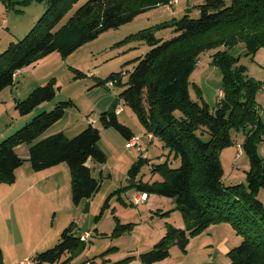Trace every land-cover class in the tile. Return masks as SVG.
Returning a JSON list of instances; mask_svg holds the SVG:
<instances>
[{
  "label": "trees",
  "instance_id": "obj_1",
  "mask_svg": "<svg viewBox=\"0 0 264 264\" xmlns=\"http://www.w3.org/2000/svg\"><path fill=\"white\" fill-rule=\"evenodd\" d=\"M12 1V0H11ZM46 3L47 7L30 31L12 41L0 53V91L13 85L16 74L43 57L59 52L67 57L102 32L117 28L149 9L171 4L174 0H87L58 26L77 0H23ZM200 17L185 14L156 27L145 28L127 36L124 42L143 40L150 50L137 58L126 87L120 97L135 111L148 132L159 137L180 164H155L163 180L156 182L138 179L147 157H139L129 170L128 186L140 193H159L175 198L186 221L185 229L172 233L185 250L191 235L208 228L212 223L230 222L243 235L241 243L228 252V264H264V203L257 197L264 188V157L258 143L264 138V122L259 114L256 94L262 83L247 74V67L230 48L244 43L247 54L264 47V0H207L200 4ZM173 28L175 35L164 40L155 29ZM214 50L212 63L223 75L224 95L212 108L197 87L199 100L190 94V76L199 58ZM77 71V77L83 74ZM122 72L106 80L121 82ZM57 81L51 78L45 85L33 89L17 101L22 114L30 113L43 102L56 97ZM72 101L59 102L52 110L44 111L32 121L0 142V184H13L16 172L29 161L35 171L67 163L71 173L72 197L76 204L92 198L101 181L92 175L90 161L104 162L106 155L99 147L101 133L95 123L74 137L63 131L34 142L46 129L60 120ZM117 107L101 113L104 127H113L126 139L133 131L118 119ZM245 131L244 152L250 159L247 186L223 183L224 168L220 151L233 144L231 129ZM28 145L27 157L18 149ZM128 225L118 224L116 232ZM168 232L154 247L140 254L143 264H154L170 255L173 240ZM173 237V238H172ZM85 241L66 227L59 242L45 251L37 252L33 264H63L73 259ZM71 254L61 261L66 254ZM0 264L4 251L0 243Z\"/></svg>",
  "mask_w": 264,
  "mask_h": 264
},
{
  "label": "rangeland",
  "instance_id": "obj_2",
  "mask_svg": "<svg viewBox=\"0 0 264 264\" xmlns=\"http://www.w3.org/2000/svg\"><path fill=\"white\" fill-rule=\"evenodd\" d=\"M22 1L0 0V53L5 51L12 41L23 38L47 7L44 2L31 1L21 4ZM86 1L74 2L58 26L65 23ZM206 1L176 0L171 4L142 12L131 21L102 32L67 57L57 51L43 57L18 72L15 83L0 91V142L37 115L52 110L59 102L72 101V105L66 107L64 116L34 142L60 131L74 137L87 128L90 122L95 121L94 125L101 133L99 147L106 155L104 162H89L92 175L101 181L100 189L92 198L76 204L72 197L69 177L63 189L40 205L41 220L33 224H21L20 227L5 228V234L2 230V241L5 242L2 248L7 264L32 260L37 252L54 247L59 242L63 230L70 225L75 235L90 233V237L79 250L73 252V259L63 264H143L141 253L151 250L175 228H186L184 215L177 208L175 198L151 192L148 194L149 198L135 203V196L141 193L128 186L129 170L139 157L147 156V159L141 166L138 179L152 183L163 180L159 172L153 171L155 164L168 161L171 166L176 167L180 164V159L171 154L170 149L159 137L154 136L153 140L149 138L145 125L132 107L126 105L120 97L126 87L129 73L137 64V58L150 50V46L143 40H124L140 30L180 19L185 14L198 18L201 15L198 6ZM225 1L229 5L231 0ZM155 30L156 36L164 40L175 35L173 28ZM229 51L233 56L240 58L239 64L247 67V74L251 78L264 83V47L255 53L247 54L245 44L239 43ZM213 53L214 50L202 53L190 76L192 99L199 100V87L203 98L212 108L221 98L220 90L223 88L222 71L212 63ZM76 70L83 75L77 77ZM120 72L121 82L99 83L111 74ZM51 78L57 81L56 97L41 103L30 113L22 114L17 108V101L25 99L33 89L45 85ZM256 100L264 122L262 88L258 90ZM115 106L122 107L118 115L122 124L129 127L135 136L145 134L139 145L128 146L118 130L102 125L101 113L112 111ZM231 136L233 144L220 151L224 168L223 183L226 186L239 183L247 186L250 159L243 148L239 149V144L243 145L246 134L243 129L233 128ZM258 151L264 157V138L258 143ZM18 152L27 155L28 145H22ZM9 197L11 194L7 192L4 196L0 194V199ZM257 197L264 203V188ZM5 223L6 221L3 222ZM3 224L1 222V225ZM118 224L130 226L118 233ZM172 236L174 238L172 237L170 245V255L154 264H228V252L243 240V235L230 222L212 223L194 235L188 232L190 240L185 250L173 233ZM70 255H64L61 261H65Z\"/></svg>",
  "mask_w": 264,
  "mask_h": 264
},
{
  "label": "crops",
  "instance_id": "obj_3",
  "mask_svg": "<svg viewBox=\"0 0 264 264\" xmlns=\"http://www.w3.org/2000/svg\"><path fill=\"white\" fill-rule=\"evenodd\" d=\"M24 156L27 157L26 154ZM16 175V181L13 184L2 183L11 187L0 184V194L3 196L6 192L11 194V197L7 199H0L1 246L5 243L2 241V230L5 234V228L20 227L21 224H33L41 220L40 205L42 202L63 189L71 177L69 166L65 163L35 171L29 162H25L17 169ZM4 221H6L5 224H3ZM15 263L17 262H12V264Z\"/></svg>",
  "mask_w": 264,
  "mask_h": 264
},
{
  "label": "built area",
  "instance_id": "obj_4",
  "mask_svg": "<svg viewBox=\"0 0 264 264\" xmlns=\"http://www.w3.org/2000/svg\"><path fill=\"white\" fill-rule=\"evenodd\" d=\"M175 1H176V0H174L173 2H175ZM173 2H172V3H173ZM4 22H6V19H4ZM20 71H21V70H20ZM20 71H19V72H20ZM17 74H18V73H17ZM17 74H16V75H17ZM261 88H262V90L264 91V83L261 85ZM220 95H221V96L224 95L223 90H220ZM121 109H122L121 106L118 107V109H117V113H119V112L121 111ZM92 123H95V121H94V122L92 121ZM144 136H145V134H142V135H140V136H133V137L130 139V141L127 142V145H128V146L139 145V144H140V141L142 140V138H143ZM148 136H149V138H150L151 140H153V138H154V134H153L152 132H148ZM242 148H243L242 144H241V145L239 144V149L242 150ZM144 157H147V156H144ZM147 198H148V194H147V193H141V194H138V195L135 196L134 201H135V203H140V202L146 200ZM89 237H90V233H86V234H84L83 236H81V239L85 241V240L88 239ZM15 264H18V263H15ZM19 264H33V261H32L31 259H29V260H24V261H22V262L19 263Z\"/></svg>",
  "mask_w": 264,
  "mask_h": 264
}]
</instances>
